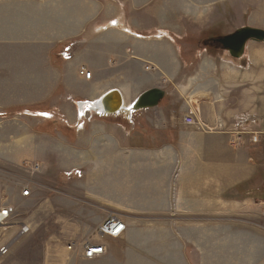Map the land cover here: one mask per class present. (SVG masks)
Segmentation results:
<instances>
[{"label":"crops","instance_id":"1","mask_svg":"<svg viewBox=\"0 0 264 264\" xmlns=\"http://www.w3.org/2000/svg\"><path fill=\"white\" fill-rule=\"evenodd\" d=\"M256 11L263 18L262 21L254 26H240L238 30L245 27L264 30V5ZM253 19L260 20H256L255 17ZM92 20L94 19L91 18L85 24H89L88 22ZM109 20L110 18L104 19L102 28H105L104 24ZM106 27L103 32H99L96 29H100V26H97L84 36L83 22L80 31L72 35L78 36L73 38L77 43L73 59L64 62L59 70H47L49 95L52 96L60 86H65L67 98L71 101L68 104L69 119H74L72 122L76 128L80 127L83 119L80 120L76 115L77 110H74L76 104L73 100H91L93 102L85 103L94 104L114 89L121 93L122 110L126 109L117 115L124 113L128 116L123 117L121 121L125 122V125L129 124L130 127L134 125V118L140 120L138 133L120 131L115 125L109 126L102 122L103 126H101L96 122L98 119L87 122L91 125L92 132L87 134L86 139L97 142L92 154L88 155L92 158L94 166L90 171L83 172L86 181L74 180V183L82 184L84 188L91 186L100 198L106 196L107 200L104 203L106 208L94 207L86 202H76L74 206L71 205L72 203L66 205L62 193L49 196L46 189L41 192L40 176L36 173L15 180L12 175L1 176L0 196L3 197L5 193H10L8 195L12 196L9 200L17 208L16 221L30 225L33 233L36 226L30 211L36 197L44 193L41 206L46 213L47 223L44 225L43 244L27 243L25 240L27 237H24L11 246L7 256L0 257V264H78L74 261L68 262L67 252L72 251L80 255L83 246L88 243L102 244L107 253L113 250L111 239L101 237L97 229L109 217H116L124 223L123 234L126 233L129 225L137 220H140L141 224L142 221L155 222L153 226L157 231L166 230L167 234H164L176 240L183 264H192L193 260L189 252L194 250L191 246L198 244L197 239L201 237L206 245L207 238H212L213 231H221L218 234L230 241V244H237L239 238V251H241L239 260L242 262L244 260L248 262L251 255L250 264H264V239L261 242V237L264 236L260 233L259 224L254 221L249 222L243 217L239 219L241 221L239 225H242L239 228L233 227L230 223L228 224L230 227L224 229L223 221H216L222 220L217 217L222 215L219 211L232 205L225 197L229 191L238 184L239 186L249 184L254 190L257 175L259 172H264V164L253 155L251 150L254 148L253 144H246L245 147L237 150L233 149L228 144L230 136L215 128L217 123L219 125L227 122V118L234 117L255 121L254 125L258 132L264 133V97L260 105V91L264 92L260 86L261 79L264 81V43L248 41L242 55L238 57L225 52L222 55L223 63L220 64L219 78L213 76L217 71L216 66H210L209 75L205 72V77H209V84L205 83L202 91L195 90L196 79H191V85L186 90L189 93L188 106L194 108L191 104L196 99L202 101L204 108L202 123L208 126L207 129L201 127L200 120L197 121L198 126L188 127L182 123L183 116L176 114L170 118L169 110L160 107V103L153 109L135 112L130 110L134 109L132 103L143 92L153 88L162 89L159 84L166 75L157 65L158 57L153 56V52L158 51V48L153 49L151 46L153 43L161 44L165 38L168 39L167 33H164L161 39H155L153 36L159 31L157 30L148 38L144 36V39H138L150 44V47L144 44L138 45L137 42L133 43L130 40V44L120 49L117 57L113 44L110 49L108 47L110 43H107L108 48H105L97 41L100 40L97 34L104 36V33L109 34L115 30ZM151 39L154 41L146 42ZM66 41L68 39H62L60 44ZM47 45H43L44 51ZM26 52L25 56L29 58L30 51ZM49 53V51L45 53L47 58ZM35 54L37 53L32 51L31 57ZM81 67H85L91 74L89 80L79 75ZM174 71V73L180 72L179 68ZM244 84H248L247 87H244ZM262 88L264 89V86ZM165 97H171L170 93L165 91ZM191 113L194 115V112ZM84 115L85 112L81 117ZM137 115L140 117H136ZM110 117L116 115L97 118L111 120ZM77 132L81 133V130ZM80 136L82 140L85 139L84 134H79ZM136 138L140 142L144 141V144L129 147L127 143ZM173 142H176V145L171 144ZM121 144L123 147H120ZM14 168L16 167L8 165L6 169L12 173L15 172ZM76 170L79 169L69 171H72V174ZM26 188L31 192L29 198L21 196ZM242 199L241 197L239 199V209L243 210L239 215L248 216L245 211L250 209L251 201L249 202L248 199L240 201ZM64 211L69 214L63 215ZM64 220L73 222L69 224L71 230L62 229ZM53 221L55 225L52 224ZM219 223L221 226L218 228ZM244 224L247 227H244ZM10 229L11 231L6 233L8 236L6 241L17 232L15 227ZM220 243H223L222 239ZM69 246H72L71 250L68 249ZM224 246L228 245L224 244ZM225 251L221 250L223 253ZM259 252L258 260L253 261L254 255L256 254L257 257ZM232 263L234 262L224 260V264Z\"/></svg>","mask_w":264,"mask_h":264},{"label":"rangeland","instance_id":"2","mask_svg":"<svg viewBox=\"0 0 264 264\" xmlns=\"http://www.w3.org/2000/svg\"><path fill=\"white\" fill-rule=\"evenodd\" d=\"M262 5L264 0H0V177L12 175L15 180L36 173L40 176L41 192L46 189L49 196L62 193L66 205L72 203L71 205L74 206L76 202H86L94 207L106 208L104 204L107 200L106 196L100 198L91 186L84 188L81 183V185L74 183V180L86 181L87 178L83 172L90 171L94 166L92 158L88 155L92 154L97 142L86 139L87 134L92 132L91 125L87 122L98 119L96 122L101 126L105 123L109 126L115 125L120 131L138 133L140 120L134 118V125L130 126L131 128L129 124L125 125V122L121 121L123 117H128L125 114L110 117L111 120H100L97 117L104 116L88 111L86 105L84 106L86 110L81 112V114L85 112V115L80 117L79 103L93 101L73 100L76 104V109L74 108L75 111L77 110L76 115L80 120L83 119L80 127L76 128L72 122L74 119H69L68 104L71 101L67 98L65 86H60L52 93V96L49 95L47 70H59L64 62L73 59L77 49L76 40L73 38L78 36L72 35L80 31L83 22L84 36L97 26H100V29H96L99 32H103L106 26L112 28L110 25L115 22L121 27H113L115 30L109 34L104 33V36L102 34L96 36L100 39L97 41L101 47L111 49L113 44L118 57L120 49L130 44V40L133 43L137 42L138 45L144 44L150 47V44L140 41L144 39V36L148 38L159 30L153 38L161 39L164 33H167L168 39L165 38L161 44L153 43L151 46L153 49L158 48V51L153 52V56L158 57L157 65L166 75L159 86L171 95V97L163 98L159 106L169 110L170 118L176 114L184 118L189 112H194L197 119L194 126H198L197 121L200 120L202 123L204 108L199 99L191 104L194 108L188 106L189 93L186 90L191 85V79H196L195 90L202 91L205 83L209 84V77H205V72L209 75L210 66L214 65L217 71L213 73V76L219 78L220 64L223 63L222 55L226 51L216 40L234 34L240 26L258 25L262 17L256 10ZM253 17L260 20L255 21ZM91 18L94 20L85 24ZM105 18L110 20L104 24L105 28H102ZM62 39H68V41L60 44ZM153 41L151 39L146 42ZM107 43L111 45L107 47ZM44 44H48L45 51ZM66 47L69 48L68 53L71 58L65 60L61 55ZM27 50L30 51L29 58L25 56ZM32 51L37 53L33 57H31ZM46 51L50 52L49 58L45 55ZM243 65L246 68V64ZM176 68H179L180 72L174 73ZM260 70L262 71V68ZM205 79H207L206 82ZM260 82L261 90H264L263 79ZM247 85L244 84V87ZM132 87L135 88V85L132 84ZM260 97V105H262L263 91H260ZM241 100L243 101L242 98ZM93 117L94 119H91ZM183 118L182 123L187 126ZM254 124L255 121L233 117L227 118V122L219 123V125L217 123L215 128L230 136L228 144L233 149L237 150L245 147L246 144H253L254 148L251 149L253 155L264 164V133H259ZM201 127L208 126L202 123ZM77 130H81V133ZM150 133L148 130V134ZM232 133H239L242 136V143L237 147L231 143ZM79 134H84L85 139L82 140ZM254 136H257V141L254 140ZM141 143L144 144V141L140 142L136 138L129 141L127 145L138 147ZM171 144L176 145V142ZM120 147H123L122 144ZM8 165L16 167L13 174L7 171ZM70 169L79 170L71 174ZM78 173L80 175H77ZM257 176L255 186V188L258 186L257 189L252 190L249 184L242 186L238 184L225 196L232 205L219 211L222 215L217 217L222 220H216L223 221L224 229L229 228L230 223L233 227L239 228L242 226L239 225L241 222L239 219L244 217L249 222L254 221L259 224L260 233L264 236L262 204L264 202V172H259ZM8 194L5 193L3 197L10 201L12 196ZM240 197L243 198L240 201L247 199L251 201L250 209L245 211L249 214L248 216L239 215L243 210L239 209ZM43 200L44 193H41L36 197L30 211L36 226L33 229L35 231L33 233L30 231L29 236L25 235L16 239L14 244L24 237H27L25 239L27 243L37 245L44 243V225L47 223V217L41 206ZM64 212L63 215L69 214ZM142 222L143 224L140 220L133 222L123 236L111 239L113 250L108 251L105 256L88 261L82 259V253L78 255L72 251H66L68 262L183 264L180 247L176 240L165 235L166 230L157 231L153 226L155 222ZM72 223L64 220L62 229L71 230L69 224ZM52 224L55 225V222L53 221ZM220 226L219 223L218 228ZM243 226L247 227L246 224ZM10 231L11 229L2 231V239H7L6 233ZM219 232L221 233V231H213V236L211 239L207 238L206 245L203 243V237L197 239L198 244H192L194 252L190 250L191 256L187 253L193 260L192 264H224V260L234 262L232 264H250L251 255L248 262L239 260L241 255L239 238H237V244H230V241L218 234ZM262 239L264 237H261V242H263ZM261 242L260 246L263 245ZM224 244L228 246L225 247ZM71 247L69 246L68 249L71 250ZM221 250L226 251L223 253ZM259 255L260 252L257 257L255 254L253 261L258 260Z\"/></svg>","mask_w":264,"mask_h":264},{"label":"built area","instance_id":"3","mask_svg":"<svg viewBox=\"0 0 264 264\" xmlns=\"http://www.w3.org/2000/svg\"><path fill=\"white\" fill-rule=\"evenodd\" d=\"M69 48L66 47L62 51V57L66 60L67 58H71L69 55ZM79 75L89 80L91 78V74L87 71L85 67H81L79 70ZM194 115L189 112L183 118V121L186 125H195L196 121L194 120ZM231 143L234 147H237L242 143V136L238 133H232ZM254 140L257 141V136H254ZM77 175H80L79 173ZM21 196L23 198H28L30 196V190L26 188L22 191ZM263 204V216H264V202ZM18 217L17 208L15 205L10 203L8 199L0 196V257L7 256L10 253V248L14 244L15 240L21 238L25 235H28L31 231L29 225L24 222L16 221ZM28 226V227H27ZM11 227L17 228L16 234L13 238L9 240L2 239L3 233L5 229L9 230ZM125 225L124 223L116 217H109L98 227V234L105 238L110 239H118L124 232ZM71 249V248H70ZM106 255L105 247L100 243H88L84 245L82 248V259L83 260H96Z\"/></svg>","mask_w":264,"mask_h":264},{"label":"water","instance_id":"4","mask_svg":"<svg viewBox=\"0 0 264 264\" xmlns=\"http://www.w3.org/2000/svg\"><path fill=\"white\" fill-rule=\"evenodd\" d=\"M248 41H256L264 43V30L245 27L237 30L234 34L217 39L216 42L221 45L224 50H228L234 55H242L245 44ZM165 97V91L159 88H153L143 92L133 103L132 108L135 110L156 108ZM103 113L113 114L121 108V95L117 90H112L103 96L96 103Z\"/></svg>","mask_w":264,"mask_h":264},{"label":"bare ground","instance_id":"5","mask_svg":"<svg viewBox=\"0 0 264 264\" xmlns=\"http://www.w3.org/2000/svg\"><path fill=\"white\" fill-rule=\"evenodd\" d=\"M112 28L113 27H121L120 25L118 26V24L117 23H111V25H110ZM123 27V26H122ZM129 31V30H128ZM226 52H228L229 54H231L233 57H238V55L236 56V55H234V54H232L231 52H229L228 50H225ZM115 90V89H114ZM119 92V91H118ZM120 93V92H119ZM120 95H121V93H120ZM86 105V109L88 110V111H91V112H95V113H99V115H101V116H114V115H117V114H119L120 112H124V110H126V109H123L122 110V108H123V98H122V95H121V108H120V110L118 111V112H116V113H113V114H105V113H103V111L101 110V108L96 104V102H94V104L93 103H79V116L81 117V115H83V114H81V112L84 110V106ZM127 106H124V108H126ZM144 110H146V109H144ZM128 111V110H127ZM133 111H137V110H135V108L133 109ZM124 114V113H123ZM195 120V119H194ZM196 121V120H195ZM198 124V123H197ZM199 125V124H198ZM188 126V125H187ZM189 126H194V124L193 125H189ZM28 227V226H27Z\"/></svg>","mask_w":264,"mask_h":264}]
</instances>
